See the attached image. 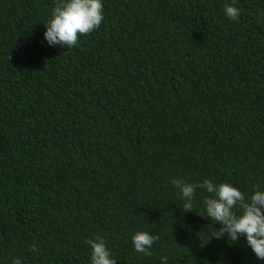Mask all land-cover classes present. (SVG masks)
Instances as JSON below:
<instances>
[{
	"label": "trees",
	"instance_id": "16d2710c",
	"mask_svg": "<svg viewBox=\"0 0 264 264\" xmlns=\"http://www.w3.org/2000/svg\"><path fill=\"white\" fill-rule=\"evenodd\" d=\"M226 2L104 0L67 49L43 37L56 0H0V264H89L94 235L116 264H264L169 182L264 186V0Z\"/></svg>",
	"mask_w": 264,
	"mask_h": 264
},
{
	"label": "clouds",
	"instance_id": "9594fccd",
	"mask_svg": "<svg viewBox=\"0 0 264 264\" xmlns=\"http://www.w3.org/2000/svg\"><path fill=\"white\" fill-rule=\"evenodd\" d=\"M104 0H56L44 23V40L49 46L78 45L79 37L91 33L101 25ZM223 14L228 20H237L241 9L237 0L223 5ZM171 185L178 190L184 210H193L197 191L202 196V211H197L211 223L209 239H227L231 243H243L251 249L258 260L264 261V186L256 184L250 193L240 190L235 184L211 178L189 182L183 177L170 178ZM219 224V227L214 225ZM135 252L151 255V249L158 236L147 230H138L130 236ZM89 247V264H116L112 250L101 235L86 239ZM35 253L36 248L33 246ZM161 264H168L162 256ZM6 264H24L21 257L9 256Z\"/></svg>",
	"mask_w": 264,
	"mask_h": 264
}]
</instances>
